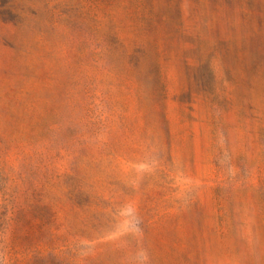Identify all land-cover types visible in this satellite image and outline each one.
<instances>
[{
	"label": "rangeland",
	"instance_id": "374dc122",
	"mask_svg": "<svg viewBox=\"0 0 264 264\" xmlns=\"http://www.w3.org/2000/svg\"><path fill=\"white\" fill-rule=\"evenodd\" d=\"M0 264H264V0H0Z\"/></svg>",
	"mask_w": 264,
	"mask_h": 264
}]
</instances>
